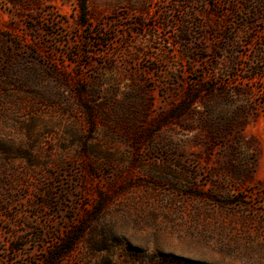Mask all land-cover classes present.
<instances>
[{
	"label": "rangeland",
	"instance_id": "rangeland-1",
	"mask_svg": "<svg viewBox=\"0 0 264 264\" xmlns=\"http://www.w3.org/2000/svg\"><path fill=\"white\" fill-rule=\"evenodd\" d=\"M0 264H264V0H0Z\"/></svg>",
	"mask_w": 264,
	"mask_h": 264
},
{
	"label": "trees",
	"instance_id": "trees-1",
	"mask_svg": "<svg viewBox=\"0 0 264 264\" xmlns=\"http://www.w3.org/2000/svg\"><path fill=\"white\" fill-rule=\"evenodd\" d=\"M68 253H69V250L65 251V252L62 254V256L66 255V254H68Z\"/></svg>",
	"mask_w": 264,
	"mask_h": 264
}]
</instances>
